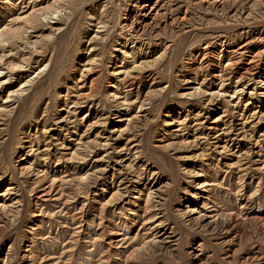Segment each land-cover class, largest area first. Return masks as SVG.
<instances>
[{"label":"rangeland","instance_id":"1","mask_svg":"<svg viewBox=\"0 0 264 264\" xmlns=\"http://www.w3.org/2000/svg\"><path fill=\"white\" fill-rule=\"evenodd\" d=\"M0 264H264V0H0Z\"/></svg>","mask_w":264,"mask_h":264}]
</instances>
